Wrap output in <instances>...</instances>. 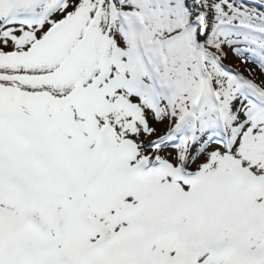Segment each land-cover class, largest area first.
<instances>
[{
    "label": "snow or ice",
    "instance_id": "snow-or-ice-1",
    "mask_svg": "<svg viewBox=\"0 0 264 264\" xmlns=\"http://www.w3.org/2000/svg\"><path fill=\"white\" fill-rule=\"evenodd\" d=\"M0 264H264V0H0Z\"/></svg>",
    "mask_w": 264,
    "mask_h": 264
},
{
    "label": "rangeland",
    "instance_id": "rangeland-1",
    "mask_svg": "<svg viewBox=\"0 0 264 264\" xmlns=\"http://www.w3.org/2000/svg\"><path fill=\"white\" fill-rule=\"evenodd\" d=\"M230 61L233 62V63H236V61L233 58H231V56H230ZM250 66L254 67V65H250ZM241 67H243V66H241Z\"/></svg>",
    "mask_w": 264,
    "mask_h": 264
}]
</instances>
